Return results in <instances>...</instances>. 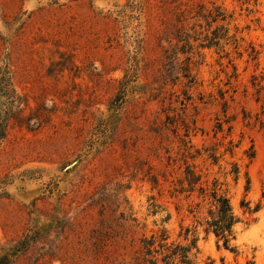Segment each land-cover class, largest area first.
I'll use <instances>...</instances> for the list:
<instances>
[{"label":"rangeland","instance_id":"374dc122","mask_svg":"<svg viewBox=\"0 0 264 264\" xmlns=\"http://www.w3.org/2000/svg\"><path fill=\"white\" fill-rule=\"evenodd\" d=\"M262 74L264 0H0V256L131 264L166 228L196 264H264ZM191 171L226 191L232 250Z\"/></svg>","mask_w":264,"mask_h":264},{"label":"trees","instance_id":"16d2710c","mask_svg":"<svg viewBox=\"0 0 264 264\" xmlns=\"http://www.w3.org/2000/svg\"><path fill=\"white\" fill-rule=\"evenodd\" d=\"M203 17H206L208 27L206 46H218L220 39L227 38L229 29L226 28L225 25L217 26L215 30L211 31V36L209 35V31L212 29L214 23L227 21L226 13L221 7L215 6L213 9L206 8V15H203ZM220 30L224 31L222 37L218 36ZM253 53L254 54H250V56L253 60H256L258 52L253 50ZM259 78H261V80H258L255 85L263 87L264 75L262 74ZM255 80H257V77H255ZM132 81L133 80L126 75L124 81H122V86L125 87ZM125 96L126 92L124 90L116 97L118 108L125 102ZM237 173L238 171L235 172V174ZM186 179L189 187L187 190L183 191L188 192V198L194 196L199 200L196 207L200 208L201 205H205L208 209V216L205 219V232L214 234L218 243L222 241L225 249L232 250L233 248L230 247V243L235 239L234 227L240 220L233 211L226 191L222 190L218 180H214L211 186H200L199 176L192 171ZM198 184L199 186L197 188ZM187 231L189 232V230ZM26 240L27 237L19 241L10 250L5 251L0 256V264H11L19 253L28 248V242L26 243ZM196 242V238H193L190 244L187 245L171 241L169 231L166 228H162L159 231L152 232L150 236H144L140 240V248L131 264H196L190 255L192 250L196 248Z\"/></svg>","mask_w":264,"mask_h":264}]
</instances>
